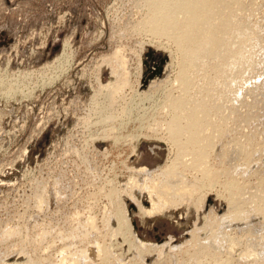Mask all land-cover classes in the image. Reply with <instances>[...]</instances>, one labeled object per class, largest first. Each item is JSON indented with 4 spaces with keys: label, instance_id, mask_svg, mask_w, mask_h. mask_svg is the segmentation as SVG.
Instances as JSON below:
<instances>
[{
    "label": "rangeland",
    "instance_id": "obj_1",
    "mask_svg": "<svg viewBox=\"0 0 264 264\" xmlns=\"http://www.w3.org/2000/svg\"><path fill=\"white\" fill-rule=\"evenodd\" d=\"M223 7L260 24L264 37V0H228ZM148 8L145 0H0V264H71L77 256L88 264H182L192 253V233L202 242L214 215L223 218L212 227L221 222L230 236L244 228L264 234V95L255 111L224 112V121L209 115L224 123V153L209 161L213 172L221 170L198 186L188 207L143 217L130 203L131 231L118 227L116 211L129 201L122 190L135 176L130 168L153 170L175 153L163 105L179 92L174 81L188 45L151 34L142 23ZM122 76L117 92L99 88ZM157 76L163 82L141 96ZM243 100L252 94L244 91ZM185 172L190 185L204 180L197 170ZM224 183L241 189L243 219L234 225L225 218ZM133 234L153 248L144 250ZM164 242L171 244L155 248Z\"/></svg>",
    "mask_w": 264,
    "mask_h": 264
},
{
    "label": "bare ground",
    "instance_id": "obj_2",
    "mask_svg": "<svg viewBox=\"0 0 264 264\" xmlns=\"http://www.w3.org/2000/svg\"><path fill=\"white\" fill-rule=\"evenodd\" d=\"M227 1L228 0H145V4L149 6V8L145 13V19L142 22L143 26L148 28V31L154 36H174L178 43L187 44L188 47L187 49H182L180 69L177 73V77L175 76L176 81L174 82L178 83L179 92H176L177 94L175 95L173 94L174 96L171 94V97H169L170 99L163 105L167 112V119L165 120L166 127L164 128L167 131L168 139L175 146L174 158L168 164H164L153 170L145 166L130 168L135 176L129 178L130 182L128 187L122 190L129 201L125 200L126 202L120 204L116 211L117 225L120 229L128 231L127 233L131 231L130 221L132 219L130 218L132 217L129 216L127 210L128 207H132L130 203H133L137 207V213L143 217L165 212L171 214L172 210H174L177 205L185 204L188 207L193 193L198 189V186H200L201 189L203 184H210L216 180L221 169L217 168L216 171L213 172V166L209 161L211 156L213 157V153H217V155L224 153V147L218 146V140L221 137L224 123L220 124L219 121L218 124L212 122L209 120V115L213 114L220 121H224L226 115L224 112H236L239 111L238 108L240 109L245 106L248 107L245 109L255 111L258 102L264 95L263 80L252 81L254 75L256 77H264V37L261 34L262 26L260 24H255L254 26L249 25L235 14H226V10L223 6ZM202 7H205L204 11ZM221 15L223 16L221 17ZM112 73H114L113 70ZM141 75L142 74H140V77ZM125 82L126 78L122 76L118 77L114 82H108L105 85L99 83V88L101 90L102 88L112 90L111 88L114 87V91L116 89L117 92V89H120L121 85L124 86ZM162 82V77L160 78L157 76L150 78L147 81L146 90L141 91L140 95L148 97V95L151 94V89L154 88L155 91ZM175 87L177 89V86ZM244 91H248L252 94V100L248 103L243 100ZM152 111H154V108ZM145 113H143V115ZM158 114L161 116V113ZM230 115L231 114H229V116ZM160 116H158V118ZM147 117L148 116H146V121L149 119V117L148 119ZM158 118L155 120H158L157 123H161ZM162 118L160 120H162ZM135 119L137 120V118ZM228 120L229 119H227V121ZM151 123L153 124L154 122ZM140 126L142 127V125ZM114 129L116 128L114 127ZM151 130H154V125ZM103 131H105V129ZM114 131L113 133L115 134ZM109 133L106 135L111 136V134H113ZM146 134L147 133L142 136L149 138L150 134ZM134 136H136V134L133 135V138H135ZM130 137H132V135ZM128 138L129 137L126 139ZM134 148L133 146L132 152H135ZM191 169L199 171L204 179L197 182V186L190 185L187 181L188 177L185 171ZM225 172H227V169H225ZM223 186L227 193V197H225L227 203L226 222L234 225L237 220L243 219L236 205L241 189L236 184L230 185L229 183H224ZM135 191L138 192V196L133 193ZM252 193L254 194V191ZM117 194L118 193H116V195ZM119 200L117 199V201ZM197 200L198 202L200 201V196H198ZM259 201L264 203V195L261 196ZM197 205L196 202L195 206ZM220 218L223 217L217 215L210 217V225L208 227L211 228L208 230L209 234H207L202 242L197 241L195 232L192 233L188 243L192 249V253L186 255L181 263L264 264V234H252L251 231L248 232L250 229L244 228V231L241 232H243L242 235L245 236V241L242 242V235L236 236L233 233V235L230 236L227 233L221 232V222L217 224L216 228L212 227L214 221H219ZM235 229L237 228L235 227ZM239 229L241 228H238V230ZM134 238L133 240L137 241L138 243H136L138 245L144 246V250L147 249L145 246H153L135 236ZM165 243L166 242L155 248L161 251V248L163 249L164 246L171 244ZM91 245L94 247L93 244ZM95 245L96 247L98 246L97 244ZM92 247L91 249H94ZM173 247L175 246H172V248ZM99 248L101 249V247ZM95 249L97 250L98 248ZM100 249L97 251H103ZM94 252L96 253V251ZM146 252L147 251H145V253ZM222 252L224 254L221 256ZM82 253L84 252H80L81 255ZM101 255L102 254H100V256ZM63 257L66 258V256ZM73 257H75V254ZM73 257L70 256L69 258L72 260ZM77 257L70 263L78 264V260H76ZM81 258H83V256H81ZM81 258H79V260ZM60 259L61 258H59L58 261L59 263ZM84 259H86V255ZM191 260L194 262L192 263ZM65 261L63 263H67L69 260H67V262ZM84 261L85 264H88L86 260ZM84 261L80 260L79 263ZM15 263L18 262L16 261Z\"/></svg>",
    "mask_w": 264,
    "mask_h": 264
}]
</instances>
